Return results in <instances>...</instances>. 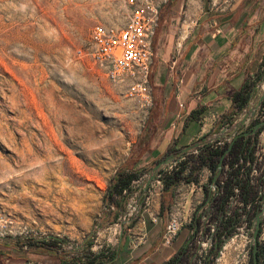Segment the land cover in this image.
<instances>
[{
    "label": "rangeland",
    "instance_id": "obj_1",
    "mask_svg": "<svg viewBox=\"0 0 264 264\" xmlns=\"http://www.w3.org/2000/svg\"><path fill=\"white\" fill-rule=\"evenodd\" d=\"M127 20L122 0H0V207L27 232L106 236L108 188L151 109L86 52L96 25Z\"/></svg>",
    "mask_w": 264,
    "mask_h": 264
},
{
    "label": "crops",
    "instance_id": "obj_2",
    "mask_svg": "<svg viewBox=\"0 0 264 264\" xmlns=\"http://www.w3.org/2000/svg\"><path fill=\"white\" fill-rule=\"evenodd\" d=\"M153 48V106L150 128L144 131L152 143L135 167L144 171L140 178L158 163L233 122L239 113L232 100L233 94L247 83H255L264 72V0H236L231 9H222L210 0H170L161 12ZM138 139L133 141L123 164ZM259 153L264 154V131L259 135L256 160L252 162L249 157L241 160V174L237 176L240 183L236 190L246 179L252 183L255 180L264 182V163L260 170L257 167ZM198 160L199 154L189 157L173 168L171 175L183 162L188 165L189 170L184 173L188 175ZM232 171L225 162L220 175L203 166L194 177L196 181H182L175 186L172 201L179 188L195 222L187 223L171 247L162 246L169 212L162 213L164 183H158L152 193L142 196L141 212L126 230L117 260L109 264H172L173 259H176L173 264H194L192 254L197 222H204L200 231L203 234L211 216L209 212L214 210L213 202L223 193ZM148 188L147 184H141L139 191L132 187L133 194L136 191L145 194ZM243 208L244 203L239 200L236 206L230 203L222 212L228 217H232L231 213L240 216ZM110 225L105 227L108 228L106 236L99 245L106 244L107 240L110 244L114 241ZM236 243L227 247L221 264H232L237 259ZM94 245V255L113 253L109 246L101 249ZM201 245L204 249L205 244ZM34 249L37 248H31ZM201 256L205 259L207 252ZM74 259L80 263L86 261L79 255L65 252L64 260ZM62 261V257L56 255L39 252L24 255L15 250L0 256V264H63Z\"/></svg>",
    "mask_w": 264,
    "mask_h": 264
},
{
    "label": "built area",
    "instance_id": "obj_3",
    "mask_svg": "<svg viewBox=\"0 0 264 264\" xmlns=\"http://www.w3.org/2000/svg\"><path fill=\"white\" fill-rule=\"evenodd\" d=\"M169 1L122 0L128 10L126 24L122 27L105 24L96 25L90 35V48L86 52V55L106 74L113 84L124 87L128 97L139 101L148 110L153 106V88L151 85L154 62L153 40L159 27L161 12ZM216 2L213 1L218 6ZM222 3L219 4L222 9H231L236 0H222ZM79 54L82 55L83 52L79 51ZM261 118H264V106L258 121ZM220 146L224 145L216 147ZM257 160L258 163H264V154L259 153ZM198 162L199 160L196 163ZM163 178L166 176L163 175ZM263 194L264 187L262 186L260 195ZM239 200L240 190L235 189V195L231 198L229 205L232 203L233 206H236ZM252 206V204L246 205L244 203L243 209ZM242 213L243 211L241 215ZM209 214L212 215L210 212ZM168 218L163 236V247H171L187 223L194 222L195 216L193 212L191 213V208L186 209L185 202L179 194V188L174 192V200ZM155 221L157 220L155 219ZM26 233H28L27 227L0 207V234L17 237ZM236 233L240 234L239 237L248 238L245 236L247 233ZM211 242L212 237L209 244H204L211 246ZM260 243L264 245V226L260 234Z\"/></svg>",
    "mask_w": 264,
    "mask_h": 264
},
{
    "label": "trees",
    "instance_id": "obj_4",
    "mask_svg": "<svg viewBox=\"0 0 264 264\" xmlns=\"http://www.w3.org/2000/svg\"><path fill=\"white\" fill-rule=\"evenodd\" d=\"M261 76L258 80L253 83H247L242 89L233 94L232 100L234 102V106L238 112H241L251 101L255 87L260 81ZM152 115V114H151ZM151 119V116H150ZM150 119L145 126L146 128H150ZM231 122V121H230ZM258 122V121H257ZM144 131L139 137L137 143L134 145L132 152L127 159V161L118 169L115 176L113 177L111 184L108 188V193L106 196V203L108 207V211L106 213V218L108 219V224L116 223L120 217V211L124 213L125 206L127 201L133 194L132 183L138 180L144 171L136 170V165L139 163L143 155L149 150L152 139L147 140V134ZM264 131V127L258 132L255 140L252 137L246 138L244 135L240 136L231 152L226 156L225 164H228L229 167L233 170L230 178L227 180L225 188L221 196L218 198V202L220 205V211L226 210L229 205L231 198L235 195V188L239 185L240 180L237 179L241 173V160L246 158H250L252 162L256 160V152H257V144L259 135ZM154 138V137H153ZM228 145L224 147H215L210 146L203 150L199 154V162L190 169L188 175L185 176V171L188 169V165L186 162L181 163L177 170L172 173L164 182V188L162 191V213L166 214L169 212V209L172 205L173 199V189L180 182L186 181H196L194 178L197 172L203 167L207 166L210 168L213 174L216 173L219 161L225 151L227 150ZM262 163H258L257 167L260 170ZM264 173V171L262 172ZM237 179V180H236ZM264 187V182H256V180L252 183L250 179L244 180L240 187V200L246 205L252 204L253 209L250 215V219H253L261 210L262 204V196L260 195V187ZM114 207L115 211H112L111 208ZM106 222V223H107ZM128 229V228H127ZM96 233L86 240V244H84L83 250L85 255L81 256L85 258L86 261L80 264H103L109 261H112L116 253H109L108 255L100 254L94 255L92 252V247L95 244ZM34 242V244H32ZM28 245L29 247H34L37 249L25 250L24 246ZM63 249V240L57 238H51L47 240H36V239H28L20 242V249H16L15 246L9 244H1L0 243V256H6V254L10 253L12 250L19 251L24 255H28L30 253L39 252L42 255H56L62 257L63 264H73L76 260H64L65 252H61ZM3 250V252H1ZM9 251V252H6ZM73 254V253H72ZM77 255V254H76ZM80 261V260H79ZM258 261L259 264H264V245L259 244V252H258ZM172 264L176 262V259H173Z\"/></svg>",
    "mask_w": 264,
    "mask_h": 264
},
{
    "label": "water",
    "instance_id": "obj_5",
    "mask_svg": "<svg viewBox=\"0 0 264 264\" xmlns=\"http://www.w3.org/2000/svg\"><path fill=\"white\" fill-rule=\"evenodd\" d=\"M264 106V72L261 76L260 81L255 87L254 95L248 105L239 112L233 122L222 127L219 131L208 135L202 140L187 146L181 150L179 154L171 156L166 160L158 163L154 168H152L146 175L142 178L134 181L132 183L133 188H137L139 191L141 184L145 186L147 184L148 191L143 194L142 192L136 191L131 199L128 202V208L124 211L121 217L118 219L116 223H112L110 225L111 229L113 230L110 233V236L114 240L111 244L109 241H106V244L102 245H95L99 248L103 249L105 246H109L113 252L116 253L114 260H117L121 248L122 243L124 241V236L126 234L127 228L135 221L138 214L141 212V198L142 196H146L153 192V188L159 183H164L166 178H161L163 175L166 177L171 175V170L183 160L194 156L196 154L201 153L203 150L210 146H219V145H228L227 150L223 154L218 164L217 172L220 175L223 171V165L226 159V156L231 152L236 140L240 136H245L246 138L252 137L254 140L258 134V132L264 127V118H261L258 121L259 116L262 112V108ZM258 121V122H257ZM247 130V131H246ZM218 178V176H217ZM216 178V179H217ZM263 206L260 212L252 219L251 227L249 228V232L245 234L246 237L249 238L251 245L254 246V254H255V264H259L257 252H258V235L261 229L262 222L264 220V194H263ZM108 228H105L104 231H107ZM252 234V236L249 235ZM240 234L236 233L230 239H228L220 252H223L227 246L231 243V241ZM51 238H57L63 240V249L61 252L73 253L79 256L85 255L83 247L84 244L73 243L69 241L67 238L60 236V235H49V234H42L39 232H28L26 234L12 237V236H5L0 234V243L1 244H9L13 245L16 248H20V242L28 240V239H36L39 241L47 240ZM28 245L24 246V249H30ZM109 264V262L103 263Z\"/></svg>",
    "mask_w": 264,
    "mask_h": 264
},
{
    "label": "flooded vegetation",
    "instance_id": "obj_6",
    "mask_svg": "<svg viewBox=\"0 0 264 264\" xmlns=\"http://www.w3.org/2000/svg\"><path fill=\"white\" fill-rule=\"evenodd\" d=\"M260 121V120H259ZM163 178V176L161 177ZM263 199V195H262ZM261 204L263 206V202L261 200ZM213 211L212 215L209 218V221L205 224L203 228V234H200L201 225H204V222L200 220L197 222V229L194 238L193 244V258L194 264H221L222 258L227 251V248L223 250L220 255L221 250L223 249L226 241L234 236L235 232L239 233H247L248 229L252 224V219H250V215L252 213L251 208H246L243 210L241 217L239 214H232V217L226 216L225 213L220 211V205L218 199L213 202ZM262 209V208H261ZM195 222V218H194ZM213 224V225H212ZM215 225V227H213ZM264 226V220L261 225V229L258 235V242L260 244V234ZM252 236V234H250ZM204 237V239L202 238ZM212 237L211 246L205 245V248L202 249L201 243L209 244V240ZM237 241L236 243V251L239 252L237 259L232 264H255V254H254V246L251 245L249 238L238 237L235 240H232L230 244ZM240 242H244L241 244ZM34 244V242H32ZM229 244V245H230ZM228 247V246H227ZM92 249V248H91ZM207 252V257L205 259L202 258L201 254L203 252ZM259 252V245H258ZM257 252V257H258ZM79 260L76 259L73 264H79Z\"/></svg>",
    "mask_w": 264,
    "mask_h": 264
},
{
    "label": "bare ground",
    "instance_id": "obj_7",
    "mask_svg": "<svg viewBox=\"0 0 264 264\" xmlns=\"http://www.w3.org/2000/svg\"><path fill=\"white\" fill-rule=\"evenodd\" d=\"M94 148V147H93ZM23 156V155H22ZM56 161V160H55ZM225 259V258H224Z\"/></svg>",
    "mask_w": 264,
    "mask_h": 264
}]
</instances>
